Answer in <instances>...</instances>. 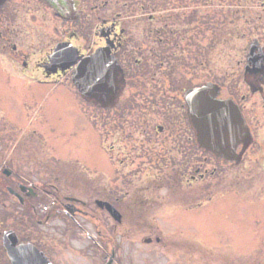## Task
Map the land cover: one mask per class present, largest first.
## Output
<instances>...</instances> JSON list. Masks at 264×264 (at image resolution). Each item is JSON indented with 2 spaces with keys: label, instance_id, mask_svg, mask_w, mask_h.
Instances as JSON below:
<instances>
[{
  "label": "rangeland",
  "instance_id": "obj_1",
  "mask_svg": "<svg viewBox=\"0 0 264 264\" xmlns=\"http://www.w3.org/2000/svg\"><path fill=\"white\" fill-rule=\"evenodd\" d=\"M118 1L135 14L141 11V1ZM210 2L209 34L198 39L199 51L205 54L202 59L199 56V62L208 65L199 67L198 82L203 83L207 68H211L212 83L222 89L221 99L233 98L240 106L254 144L238 166L217 162L198 150L200 173L207 172L204 181L174 190L167 184L158 194L154 192V199L134 194L138 204L134 208L129 203V210L128 187L142 190L143 184L132 180L133 171L123 163L122 155L118 162L114 159L109 139L111 110L100 111L80 101L70 83L51 81L49 86H40L30 78L18 77L21 63L11 68L0 58V138L28 145L34 138L40 140L43 145L33 147L37 160L33 172L66 177L63 183L68 189L73 182L82 186L65 196L90 197L113 205L115 198L119 200L118 212L124 220L133 221L117 232L121 234L117 250L123 264H264V89L262 95L259 91L252 95L243 82L250 45L257 41L264 48V0ZM89 3L100 13L112 9L111 0ZM51 10L40 0H9L0 10V22L7 28H19L21 37L15 40L19 47L28 48L41 40L55 44L63 39L62 30L75 24L56 19ZM90 11L85 9L82 18L92 34L97 21ZM29 30L37 32L38 40ZM141 161H136L135 168ZM143 197L149 198L151 205L142 204ZM100 217L103 229L112 234L119 223L105 213ZM144 239L150 245L143 244ZM86 264H90L88 257Z\"/></svg>",
  "mask_w": 264,
  "mask_h": 264
},
{
  "label": "flooded vegetation",
  "instance_id": "obj_2",
  "mask_svg": "<svg viewBox=\"0 0 264 264\" xmlns=\"http://www.w3.org/2000/svg\"><path fill=\"white\" fill-rule=\"evenodd\" d=\"M40 1L60 20L75 26L65 27L63 39L55 44L41 40L27 48L15 44L21 37L19 28H7L1 21L0 58L11 68L21 63L23 68L16 76L30 78L40 86H49L51 81L71 85L75 69V65L69 66L71 59L78 64L94 51L108 49L121 71L119 101L110 111L111 151L116 161L119 155L124 157L123 163L127 162L133 171L132 180L143 184L142 190L128 187L130 202L126 209L137 207L134 194L154 199V192L158 194L167 184L174 190L204 181L207 172L200 173L196 134L184 96L213 82L211 68H207L203 83L198 82L199 67L208 65L199 62V56L202 59L205 54L199 51L198 39L209 34L211 0H158L163 3L158 12L147 10L150 0H143L140 14L118 0H111L112 9L101 13L96 5L90 6V0H78L79 5L76 0ZM88 8L97 21L92 34L82 18ZM166 8L170 9L164 11ZM29 34L36 37L37 32L29 30ZM58 45H65L69 59L55 63L51 56ZM68 45L73 53H68ZM255 88L262 95L259 86ZM32 135L35 137V133ZM21 142L0 138V264H72L70 258L86 264L87 257L90 264H123L117 250L121 234L117 232L124 223L133 221L122 217L113 233L108 234L100 217L108 214L97 208V199L67 197V192L82 190L81 184L73 182L68 189L63 183L66 177L63 180L34 173L37 160L33 147L43 143L35 138L29 145ZM144 197L140 202L151 205V200ZM49 201L46 212L39 213V207ZM118 203L115 198L114 205L108 204L117 210ZM147 242L142 240L150 245Z\"/></svg>",
  "mask_w": 264,
  "mask_h": 264
},
{
  "label": "water",
  "instance_id": "obj_3",
  "mask_svg": "<svg viewBox=\"0 0 264 264\" xmlns=\"http://www.w3.org/2000/svg\"><path fill=\"white\" fill-rule=\"evenodd\" d=\"M5 1L0 0V7ZM120 76L121 72L110 54L99 51L81 61L72 76V84L84 101L106 109L112 108L118 100ZM244 81L252 94L258 91L255 87L264 86V49L257 42L250 45ZM219 96L220 89L212 84L187 92L184 100L189 121L199 150L212 154L225 164L238 165L252 145V137L238 106L231 99L221 100ZM96 205L120 223L121 216L111 205L104 202Z\"/></svg>",
  "mask_w": 264,
  "mask_h": 264
},
{
  "label": "trees",
  "instance_id": "obj_4",
  "mask_svg": "<svg viewBox=\"0 0 264 264\" xmlns=\"http://www.w3.org/2000/svg\"><path fill=\"white\" fill-rule=\"evenodd\" d=\"M135 1H141L142 2V7L144 6L143 0H135ZM162 4L163 3L161 1H158V0H150L149 1L150 7H148L147 10L156 11V10L159 9V7H161Z\"/></svg>",
  "mask_w": 264,
  "mask_h": 264
}]
</instances>
